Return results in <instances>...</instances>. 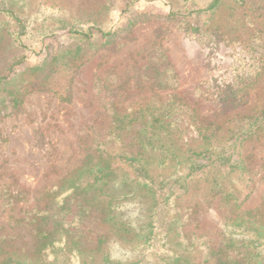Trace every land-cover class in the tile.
Listing matches in <instances>:
<instances>
[{"label": "rangeland", "instance_id": "obj_1", "mask_svg": "<svg viewBox=\"0 0 264 264\" xmlns=\"http://www.w3.org/2000/svg\"><path fill=\"white\" fill-rule=\"evenodd\" d=\"M132 1L124 12L121 0H0V7L12 9L27 30L21 37L25 49L13 37L0 38V74L13 65L10 80L0 88V234L12 238L11 249H33L32 226L15 220L46 203L58 180L80 167L89 148L109 136L112 106L135 115L175 95L182 137L194 136L192 113L222 125L223 135L234 123L264 111V9L255 11V0L241 5L223 0L219 9L197 15L176 0ZM172 11L181 20L168 18ZM132 18L137 22L129 28ZM185 22L201 23V35L186 32ZM72 28L94 32L88 40H74ZM101 30L114 33L105 46ZM43 35L49 37L41 40ZM76 44L82 45L78 55ZM53 56L57 62L42 67ZM165 68L170 73L164 74ZM2 89L24 93L11 115L2 110ZM238 153L250 171L239 182L240 210L252 211L264 204V130L243 141ZM18 191L25 192V199L9 203L5 196ZM222 203L219 195L210 200L183 231L205 235L216 247L226 216ZM141 206L121 202L114 208L118 219L105 221L100 204L99 211L91 208L92 214L76 218L77 228H69L67 239L80 255L67 264H101L105 258L135 263L145 251L135 248L137 228L146 217ZM76 209L72 201L67 222ZM115 221L128 224L127 230L113 227Z\"/></svg>", "mask_w": 264, "mask_h": 264}, {"label": "trees", "instance_id": "obj_2", "mask_svg": "<svg viewBox=\"0 0 264 264\" xmlns=\"http://www.w3.org/2000/svg\"><path fill=\"white\" fill-rule=\"evenodd\" d=\"M176 1L182 2L183 10L188 14L197 15L219 9L223 0ZM255 1L251 2L255 11L264 9V0ZM235 2L241 5L246 0ZM121 3L124 6L122 11L127 12L133 1L121 0ZM176 12L172 11L167 17L181 20ZM136 22L132 18L127 27ZM8 24L15 30L10 31ZM185 25L186 32L201 35V23L185 22ZM40 28L48 31V28ZM68 31L74 40H88L94 29L72 28ZM26 33L24 21L12 9L0 7V38L4 34L13 37L16 45L25 49L21 37ZM100 33L106 39L102 46L114 34L103 30ZM48 37L43 35L41 40ZM81 47V44H76V55ZM15 57L24 59V55ZM57 60L53 56L48 62H43L42 67ZM79 61L83 62L82 59ZM6 67L0 74V88L10 80L13 65ZM163 73L170 72L165 68ZM2 91L6 92L4 102H1L2 110L11 115L20 105L24 93L9 89ZM175 99L176 96L171 95L169 101L158 105L153 103L135 115L122 113L112 106L109 136L89 148L80 167L58 180L59 184L48 193L46 203L15 220L32 226L33 249H11V237L0 234V264H67L80 255L76 244L69 245L67 239L69 228H77L74 225L76 218L92 214L91 208L99 211L102 204L100 218L105 221L118 219L114 208L124 201L142 204L140 212L146 213V217H141L145 222L137 228L135 235L139 238L135 248L145 251L135 263L130 264H264V204L252 211L240 210L239 182L244 178V172L249 174L250 171L246 168L247 159L238 156L241 143L259 136V132L264 130V111L247 117L245 122L237 121L223 135L222 125L210 121L205 123L192 113L189 122L194 136L182 137L181 117L173 107ZM233 175H236L235 180ZM200 192H203L202 198L193 201ZM24 194L23 191L11 192L5 198L11 204L18 203L25 199ZM218 195L226 216L220 242L212 247L205 235L185 233L183 228ZM72 201H76L77 209L74 219L67 222L65 217ZM127 225L119 221L113 223V227L121 226L124 231ZM7 247L11 250L7 251ZM242 253L245 255L241 256ZM101 264L121 263L105 258Z\"/></svg>", "mask_w": 264, "mask_h": 264}]
</instances>
